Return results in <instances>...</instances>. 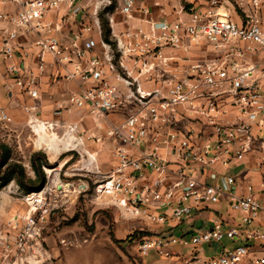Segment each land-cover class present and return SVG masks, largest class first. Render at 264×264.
Segmentation results:
<instances>
[{"label":"built area","instance_id":"built-area-1","mask_svg":"<svg viewBox=\"0 0 264 264\" xmlns=\"http://www.w3.org/2000/svg\"><path fill=\"white\" fill-rule=\"evenodd\" d=\"M82 1L0 0V63L19 93L30 99H40L43 77L55 65L64 71L61 77L80 86L69 99L72 107L121 114L106 131L115 146L112 168L101 174L95 158L87 156L76 169L100 177L93 199L101 204L109 199L122 214L161 227L181 222L203 203L224 201L241 220L227 230L213 222L190 241L159 232L144 236L137 241L141 255L167 257L171 246L241 238L246 242L207 264H240L264 252V184L236 194L227 189L234 185L233 177L223 185L199 180L202 169L217 161L235 163L245 155L261 153L258 165L264 167V0H169L175 4L172 14L162 10L159 18L148 17L151 9L142 7L145 0H86L92 3L90 21L97 26L98 12L112 7L129 19L134 13L142 15L147 24L97 43L82 39V34L65 38L49 19V14L61 12L77 18L85 11L78 7ZM148 1L156 7L162 0ZM193 49L201 54L173 71L174 64L187 61L181 55ZM42 124L51 132L59 128ZM76 130L69 126L63 135L71 141ZM73 143L69 151L76 150ZM164 150L171 160L165 159ZM71 187L61 183L53 192L43 187L24 196L29 210L21 230L13 242L0 236L3 264H30L38 257L50 197ZM81 187L80 193L85 192ZM175 191L180 196L171 213H158L171 205ZM250 240L258 244L257 251L248 245ZM255 263L264 264V256Z\"/></svg>","mask_w":264,"mask_h":264},{"label":"rangeland","instance_id":"rangeland-1","mask_svg":"<svg viewBox=\"0 0 264 264\" xmlns=\"http://www.w3.org/2000/svg\"><path fill=\"white\" fill-rule=\"evenodd\" d=\"M109 12L111 15H106L104 10L99 11L95 18L103 38L109 29V17L122 19L113 7ZM200 54L196 49L183 53L181 56L187 58V61L174 64L173 71L188 66L191 59ZM1 77L4 83L0 80V184L9 176L11 178L0 188V234L14 241L29 210L23 200L26 194L40 191L43 187L53 192L59 184L73 182L74 186L68 193L56 191L50 197L51 210L38 240L40 253L30 264H170L169 260L174 257L171 251L167 257L153 252L147 255L137 252V241L144 236L156 234V228L138 222L125 213L120 214L115 207L108 205L111 204L109 199L104 201L107 206L93 199V188L99 176L86 174L82 170L72 169L75 170L72 172L66 167L62 172L52 171L55 167L51 163L53 157L67 150L71 141L64 137V130L51 132L37 125L46 121L58 122L60 113L69 112L72 108L68 102L71 95L66 88L67 80L59 77L56 82L45 85L41 89L40 99L34 101L20 94L4 71ZM80 112L74 123L83 125L81 131L85 136H92L94 129L87 124V120L95 123L99 119L121 116L117 112L97 114L89 109ZM45 134H55L56 139L52 144L54 149L46 148L48 138ZM33 155L36 162L42 163L45 160L48 163L46 166L43 162L41 177L37 176L32 167ZM72 157L71 166L81 160L75 151ZM81 164L76 169L82 168ZM47 171H52V174ZM81 181L87 184V189L80 193L79 187L83 186ZM203 249L204 257H213L214 252L210 247L204 245ZM10 261L9 264H18L14 260Z\"/></svg>","mask_w":264,"mask_h":264},{"label":"crops","instance_id":"crops-1","mask_svg":"<svg viewBox=\"0 0 264 264\" xmlns=\"http://www.w3.org/2000/svg\"><path fill=\"white\" fill-rule=\"evenodd\" d=\"M152 1L145 0L142 3V7L150 8V14L148 15L153 18H159L163 14H161L162 10L164 14L171 15L172 14V6L174 3H171L169 0H162L159 2V6H153L151 3ZM92 3L91 1L86 2V0L82 1L78 7L84 8V12H79L77 18H74L72 15L69 17L64 16V13L61 12L59 14L51 13L49 14V19L54 21L55 26L57 28V34L64 36L65 38L70 37L71 35L75 34H82V39L84 40H93L94 42H99L100 39H104L102 35V30L100 26H97L91 20V9L90 7ZM110 9H105L106 15H111L109 12ZM115 13L121 15L122 19L117 20L116 17H109L111 22L109 25V38L107 41L113 40L114 35H118L121 32H125L128 30H132L134 28H147V24L143 22L144 16L139 14H135L131 16V19L127 18L124 14H121L119 11H115ZM124 17V19H123ZM123 20V21H121ZM89 28V29H87ZM67 40V39H65ZM105 40V39H104ZM106 41V40H105ZM28 63V60H26ZM32 63V62H31ZM3 68V70H2ZM67 69L72 70L73 66L67 67ZM6 74L5 65L0 63V80L2 84L4 83L3 77L1 74ZM64 75V71L58 66H49L46 74L43 77V83L41 89L44 88L45 85L50 84L52 81L56 82V80ZM68 84L66 86L67 91L72 93H76L80 90V86L77 82L67 81ZM146 87H150L151 85L144 84ZM54 92H57L55 90ZM26 97V96H25ZM28 98V97H26ZM30 99V98H29ZM33 100V99H31ZM37 101V100H34ZM69 102V100H68ZM88 108H74L72 107L69 112H63L59 115L58 122H52L57 124L59 128L56 131L66 130L69 126H75L77 128L76 132L71 138V145L74 146V141L77 143L75 153H80L79 150L82 152L81 154L84 156L82 161H79L77 164L70 165L72 161V154L74 151H69L68 149L64 152H59L55 157H53V163L55 165L54 172H62L63 169L70 168L76 170L79 163H86V157L92 156L95 158L97 166L101 174H105L112 168L115 164V159L113 157L115 146L112 142L107 138L106 131L109 128L110 124H116L120 121V117L112 118H103L97 120L95 123L90 122L87 120V124L93 126L92 129L93 133L92 136H85L81 131L83 129V125L81 123H74L76 122V118L80 115V110H85ZM65 122H62V120ZM89 121V122H88ZM48 122V121H46ZM233 122L229 120L228 123ZM52 124L51 122H48ZM188 127V124H185ZM92 127V128H93ZM75 138V140H73ZM92 139V140H91ZM59 147V146H58ZM54 149V147H52ZM79 149V150H78ZM51 152V151H50ZM58 152V151H57ZM72 153V154H71ZM162 154L164 155L165 159L171 160V155L167 151H163ZM261 153H255L252 155H245L242 157L241 160H238L235 163H230L227 165H223V162L217 161L214 163L210 168H205L200 171L199 180L204 181L206 184L209 185H223L225 179L228 177H233L235 179V183L232 186H227V189H230L231 192L235 190L236 194H245L246 187L252 186L254 189L258 190L261 188L262 184H264V167L258 165V160L260 159ZM62 158V161L60 160ZM81 164V165H82ZM71 166V167H70ZM172 170L175 168L170 166ZM67 169V170H68ZM75 170H72L74 172ZM77 171V170H76ZM76 175V174H71ZM150 179L154 177L149 174ZM96 178V177H95ZM74 186L73 182H68ZM84 190L87 189V184L82 182ZM146 184V183H145ZM180 193L175 191L174 200L172 201L171 205H164L162 206V210L160 213H166L169 215L171 213V207L175 206L176 201L179 199ZM262 198V197H260ZM264 199V198H262ZM111 201V200H110ZM108 204L110 207H115L113 201L109 202ZM101 204V203H100ZM106 205V203H104ZM107 206V205H106ZM115 210L122 214L116 207ZM142 217V216H141ZM138 222H141L145 225H152L151 227L156 228V231L159 233H164L165 235L172 234L177 239H185L190 241L193 236H198L200 233L204 232L205 230L211 229L213 226V222H220L222 225L223 230H227L232 227H238L241 224V220L239 216H236L230 209L228 201H224L221 204L211 205L207 203L201 204L192 214L186 218H184L181 222H170L167 225L159 226L150 223L146 219H139ZM156 232V233H157ZM178 233V235H177ZM155 235V234H154ZM0 236H5L4 234H0ZM153 236V235H152ZM9 238V237H8ZM10 239V238H9ZM246 242L244 239H237V240H229L225 239L221 243H208V244H199L196 246L188 245L186 247L182 246H171L168 250L169 252L174 254L169 260L170 264H207L210 260L218 258L222 252L226 249L235 248L238 245L243 244ZM208 246L213 250V257H204L205 251L203 246ZM248 245L253 247V251H257L256 248L258 246L253 240L248 242ZM156 254V252H153ZM176 254V255H175ZM264 256V252H256V254L251 255L247 259H245L240 264H256V258ZM33 260V259H32ZM29 261L33 262V261ZM0 264L2 262L0 261Z\"/></svg>","mask_w":264,"mask_h":264},{"label":"trees","instance_id":"trees-1","mask_svg":"<svg viewBox=\"0 0 264 264\" xmlns=\"http://www.w3.org/2000/svg\"><path fill=\"white\" fill-rule=\"evenodd\" d=\"M105 37V40L107 41L108 40V38H109V29H107V31H106V33H105V35H104ZM44 162V164L46 165V166H48V163H47V161H43ZM43 162L41 163V162H36V160H35V155H33L32 156V158H31V164H32V167H33V169H34V171H35V173L37 174V176L38 177H41V166H42V164H43ZM22 176V175H21ZM10 176H9V178L6 180V181H4L3 183H1L0 184V188H2V187H4L5 186V184L10 180ZM115 242H117V241H115Z\"/></svg>","mask_w":264,"mask_h":264},{"label":"bare ground","instance_id":"bare-ground-1","mask_svg":"<svg viewBox=\"0 0 264 264\" xmlns=\"http://www.w3.org/2000/svg\"><path fill=\"white\" fill-rule=\"evenodd\" d=\"M40 126H42V127H44V129H46V127H45V125H43L42 123L41 124H39V125H37V127H40ZM46 136H47V140H46V148H51L52 147V144L54 143V141H55V139H56V137H55V134H51V135H47V134H45ZM83 159H85V158H83ZM82 159V160H83ZM48 172V171H47ZM50 172V174H51V172L52 171H49ZM48 172V173H49ZM59 188V187H58Z\"/></svg>","mask_w":264,"mask_h":264}]
</instances>
